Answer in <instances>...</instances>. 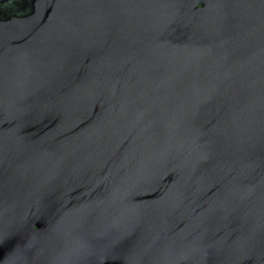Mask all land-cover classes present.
Wrapping results in <instances>:
<instances>
[{
	"label": "water",
	"instance_id": "obj_1",
	"mask_svg": "<svg viewBox=\"0 0 264 264\" xmlns=\"http://www.w3.org/2000/svg\"><path fill=\"white\" fill-rule=\"evenodd\" d=\"M0 264H264V0L0 19Z\"/></svg>",
	"mask_w": 264,
	"mask_h": 264
},
{
	"label": "flooded vegetation",
	"instance_id": "obj_2",
	"mask_svg": "<svg viewBox=\"0 0 264 264\" xmlns=\"http://www.w3.org/2000/svg\"><path fill=\"white\" fill-rule=\"evenodd\" d=\"M31 0H15L0 6V19L10 16H22L29 13Z\"/></svg>",
	"mask_w": 264,
	"mask_h": 264
}]
</instances>
